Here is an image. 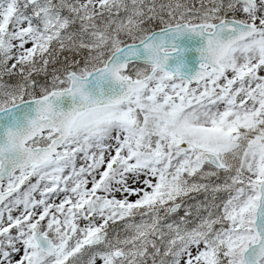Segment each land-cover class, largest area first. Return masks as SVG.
I'll return each instance as SVG.
<instances>
[{
    "label": "snow or ice",
    "instance_id": "snow-or-ice-1",
    "mask_svg": "<svg viewBox=\"0 0 264 264\" xmlns=\"http://www.w3.org/2000/svg\"><path fill=\"white\" fill-rule=\"evenodd\" d=\"M0 264H264V0H0Z\"/></svg>",
    "mask_w": 264,
    "mask_h": 264
},
{
    "label": "water",
    "instance_id": "water-1",
    "mask_svg": "<svg viewBox=\"0 0 264 264\" xmlns=\"http://www.w3.org/2000/svg\"><path fill=\"white\" fill-rule=\"evenodd\" d=\"M202 44V38L194 34H185L175 39L177 52L173 53L166 66L170 71H176L179 66L181 75L190 77L199 66V53L197 49ZM182 50V51H181Z\"/></svg>",
    "mask_w": 264,
    "mask_h": 264
},
{
    "label": "rangeland",
    "instance_id": "rangeland-1",
    "mask_svg": "<svg viewBox=\"0 0 264 264\" xmlns=\"http://www.w3.org/2000/svg\"><path fill=\"white\" fill-rule=\"evenodd\" d=\"M134 199V198H133ZM198 199H202V197H199ZM181 215H183V214H181Z\"/></svg>",
    "mask_w": 264,
    "mask_h": 264
}]
</instances>
